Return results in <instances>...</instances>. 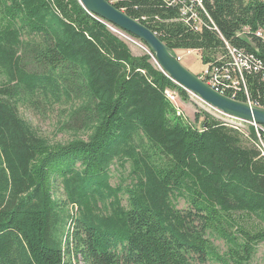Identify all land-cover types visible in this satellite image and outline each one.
Masks as SVG:
<instances>
[{
	"label": "trees",
	"instance_id": "1",
	"mask_svg": "<svg viewBox=\"0 0 264 264\" xmlns=\"http://www.w3.org/2000/svg\"><path fill=\"white\" fill-rule=\"evenodd\" d=\"M108 1L175 56L221 69L227 45L251 55L256 69L223 95L264 109V0H202L199 30L180 4ZM152 57L78 0H0V264H64L68 234L91 264L250 263L264 243V128L203 108L187 120L166 91L188 92ZM54 106L73 133L64 142L20 114ZM114 164L126 183H110Z\"/></svg>",
	"mask_w": 264,
	"mask_h": 264
},
{
	"label": "water",
	"instance_id": "2",
	"mask_svg": "<svg viewBox=\"0 0 264 264\" xmlns=\"http://www.w3.org/2000/svg\"><path fill=\"white\" fill-rule=\"evenodd\" d=\"M78 2L88 13L106 22L112 31L116 28L142 42L146 51L153 52L152 58L158 68L185 91L197 96L224 116L264 128V109L236 101L210 88L198 76L186 69L156 34L141 22L128 16L108 0H78Z\"/></svg>",
	"mask_w": 264,
	"mask_h": 264
},
{
	"label": "rangeland",
	"instance_id": "3",
	"mask_svg": "<svg viewBox=\"0 0 264 264\" xmlns=\"http://www.w3.org/2000/svg\"><path fill=\"white\" fill-rule=\"evenodd\" d=\"M116 33V32H115ZM124 33V32H123ZM125 43L128 45L130 50L134 55H140L145 52V46L137 40L136 38H132L133 41L126 39L124 36L119 35L116 33ZM127 35V34H126ZM129 36V35H128ZM139 43V44H138ZM181 64L188 69L190 72L195 74L196 76L200 75V72L203 70L204 65H202L200 61V57L197 52L195 51H179L176 56ZM171 99L174 104L179 108V110L184 114V116L189 121H193V115L198 108H203L215 116L222 115L218 113L216 110L212 109L210 106L201 104L197 99L188 93V99L182 100L178 96V94L173 93L171 95ZM63 107H53L49 111L45 113H37L32 110H28L25 108L20 109V114L23 119L27 122L31 123L34 127H36L39 132L46 136L50 141H59L64 142L67 139H70L73 136V133L70 132L68 129L66 130L62 125V121L65 119V115L63 114ZM110 183L112 185H116L118 183H126L124 179L126 178L127 171L122 170L116 164L112 165L110 168ZM128 182V181H127ZM54 194L60 198H63L61 189L56 188ZM124 201V200H123ZM125 203V201L123 202ZM179 208H185L186 203L183 200H179L177 203ZM67 209L71 215L74 214L75 209L68 205ZM68 230L70 233L71 225L67 224L65 227V231ZM65 236V232L63 237ZM71 235L68 234L66 236V243L68 242L69 251L65 254L64 257V264H91L93 259L92 253L89 251L88 247L86 246L85 240L80 238L78 240L72 239ZM213 246L218 250V252L223 253L226 249L225 244L222 240L217 239L216 237L210 236L209 237ZM206 264H219L217 262L208 261ZM249 264H264V243H260L257 248L256 252L254 253L251 261Z\"/></svg>",
	"mask_w": 264,
	"mask_h": 264
},
{
	"label": "built area",
	"instance_id": "4",
	"mask_svg": "<svg viewBox=\"0 0 264 264\" xmlns=\"http://www.w3.org/2000/svg\"><path fill=\"white\" fill-rule=\"evenodd\" d=\"M170 4H180V16L184 19L185 22L192 21L194 28L199 30L202 26V20L198 17V14L195 12L197 8H202V0H166ZM256 36L260 37L264 41V30L258 29L255 32ZM229 54L232 59L230 66H225L221 69H218L216 66L204 65L203 70L198 76L206 85L215 90L216 92L223 95V92L227 89L234 88L236 89L239 85V82H242V70L244 68H254L253 57L251 55L245 54L243 51L237 50L227 45ZM194 51V50H187ZM167 96L171 99L173 92L166 91ZM195 99H197L201 104L202 102L197 96L190 94ZM233 99V98H231ZM172 100V99H171ZM248 104L252 105L250 102ZM206 105V104H205ZM253 106V105H252ZM223 117L234 120L237 124L241 122L222 115ZM257 131L258 126H254ZM264 148V147H263ZM264 155V151H263Z\"/></svg>",
	"mask_w": 264,
	"mask_h": 264
},
{
	"label": "bare ground",
	"instance_id": "5",
	"mask_svg": "<svg viewBox=\"0 0 264 264\" xmlns=\"http://www.w3.org/2000/svg\"><path fill=\"white\" fill-rule=\"evenodd\" d=\"M113 31L116 32V33H118L119 35L124 36L126 39L133 41V39H132L130 36L126 35V33H123L122 31H120V30H118V29H116V28H115V30H113ZM138 44H139V43H138Z\"/></svg>",
	"mask_w": 264,
	"mask_h": 264
}]
</instances>
